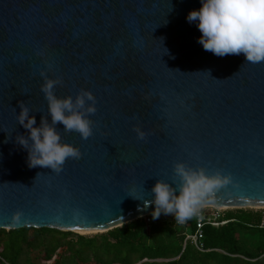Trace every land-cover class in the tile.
I'll return each mask as SVG.
<instances>
[{"label": "water", "instance_id": "obj_1", "mask_svg": "<svg viewBox=\"0 0 264 264\" xmlns=\"http://www.w3.org/2000/svg\"><path fill=\"white\" fill-rule=\"evenodd\" d=\"M199 7L0 0V230L102 233L146 217L156 180L178 183L176 162L231 177L203 207L264 208V62L205 51L185 19ZM41 71L60 79L57 97L87 90L96 99L92 136L57 125L62 142L82 153L59 174L29 168L14 139L27 135L18 101L37 125L50 123Z\"/></svg>", "mask_w": 264, "mask_h": 264}, {"label": "clouds", "instance_id": "obj_2", "mask_svg": "<svg viewBox=\"0 0 264 264\" xmlns=\"http://www.w3.org/2000/svg\"><path fill=\"white\" fill-rule=\"evenodd\" d=\"M185 19L201 33L197 43L205 51L218 57L242 54L244 63L264 62V0H200V7L190 10ZM40 75L43 79L40 91L47 102L50 123L42 117L37 125L35 115L30 114L23 101H18L20 111L16 120L27 135L20 134L14 139L26 150L29 168L46 167L59 174L66 160L79 159L82 153L77 147L62 142L57 125L65 133L89 138L93 135L90 115L97 110L96 99L87 90H81L74 98L57 97L53 89L61 83L60 79H50L43 71ZM133 130L137 139H145L144 131ZM172 174L178 183L157 179L150 189L152 199L147 205L153 206V220L162 214L172 215L176 223L183 224L197 215L217 189L231 182L228 175L220 172L209 175L202 168L193 169L183 162L174 163Z\"/></svg>", "mask_w": 264, "mask_h": 264}, {"label": "trees", "instance_id": "obj_3", "mask_svg": "<svg viewBox=\"0 0 264 264\" xmlns=\"http://www.w3.org/2000/svg\"><path fill=\"white\" fill-rule=\"evenodd\" d=\"M197 219L178 224L150 214L93 236L48 228L0 230V264H264L262 211L228 210L216 219L224 224L203 222L199 248L186 239L197 233Z\"/></svg>", "mask_w": 264, "mask_h": 264}, {"label": "built area", "instance_id": "obj_4", "mask_svg": "<svg viewBox=\"0 0 264 264\" xmlns=\"http://www.w3.org/2000/svg\"><path fill=\"white\" fill-rule=\"evenodd\" d=\"M211 208L210 212H202L201 209H199V212L197 213V217H198V224H197V233L195 235H187L186 239H192L193 243L196 245L197 248L198 245L196 243V238L200 237V227L202 225L203 222H208L213 226H218L220 224H224L227 221H217L216 219L221 215L222 211H220V209L217 208H213V207H209ZM261 226H264V220L261 221L260 223Z\"/></svg>", "mask_w": 264, "mask_h": 264}, {"label": "rangeland", "instance_id": "obj_5", "mask_svg": "<svg viewBox=\"0 0 264 264\" xmlns=\"http://www.w3.org/2000/svg\"><path fill=\"white\" fill-rule=\"evenodd\" d=\"M200 209H201L202 212H210L211 211L210 210L211 208H209V207H202ZM217 209H219V208H217ZM245 209H250V210H253V211H262V213H264V208H245ZM228 210H234V209H224V208H220V211H222V213L223 212H226ZM164 216L173 218L172 215H164ZM75 234L84 235V236H93V235H96V234H100V232L99 233H95V232H85V233H75ZM30 235H31V231H28V235H27L28 238L31 237ZM34 256H35V253L33 254V257Z\"/></svg>", "mask_w": 264, "mask_h": 264}]
</instances>
